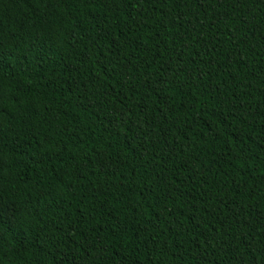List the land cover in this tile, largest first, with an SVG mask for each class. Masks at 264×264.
Instances as JSON below:
<instances>
[{
  "label": "trees",
  "instance_id": "1",
  "mask_svg": "<svg viewBox=\"0 0 264 264\" xmlns=\"http://www.w3.org/2000/svg\"><path fill=\"white\" fill-rule=\"evenodd\" d=\"M0 264H264V0H0Z\"/></svg>",
  "mask_w": 264,
  "mask_h": 264
}]
</instances>
